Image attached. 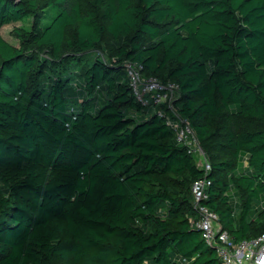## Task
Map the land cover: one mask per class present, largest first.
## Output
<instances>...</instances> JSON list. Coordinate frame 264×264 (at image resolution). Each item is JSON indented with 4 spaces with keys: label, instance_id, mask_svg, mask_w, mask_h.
Wrapping results in <instances>:
<instances>
[{
    "label": "trees",
    "instance_id": "obj_1",
    "mask_svg": "<svg viewBox=\"0 0 264 264\" xmlns=\"http://www.w3.org/2000/svg\"><path fill=\"white\" fill-rule=\"evenodd\" d=\"M18 22L19 45L0 31V264H224L191 222L204 167L127 61L180 85L221 228L264 233V0H0V30Z\"/></svg>",
    "mask_w": 264,
    "mask_h": 264
},
{
    "label": "built area",
    "instance_id": "obj_2",
    "mask_svg": "<svg viewBox=\"0 0 264 264\" xmlns=\"http://www.w3.org/2000/svg\"><path fill=\"white\" fill-rule=\"evenodd\" d=\"M125 67L136 99L145 107H155L159 116L165 117V123L174 130L177 140L188 145L190 152L201 160L200 166L204 167V175L193 183L197 216L191 218V222L201 229L207 244L216 249L224 264H264V233L252 240L234 242L229 232L221 228L218 214L203 203L211 184L208 177L211 165L190 125L175 110L180 85L144 76L141 64L134 61H127ZM162 106L169 107L173 115L167 114Z\"/></svg>",
    "mask_w": 264,
    "mask_h": 264
},
{
    "label": "rangeland",
    "instance_id": "obj_3",
    "mask_svg": "<svg viewBox=\"0 0 264 264\" xmlns=\"http://www.w3.org/2000/svg\"><path fill=\"white\" fill-rule=\"evenodd\" d=\"M21 22H18V23H12V24H7L5 26H3L1 28V34L8 40L10 41L11 43L13 44H16V45H19V40L18 38H16V36H14L12 34V29L14 28L15 25H20ZM86 54V57L88 58L89 61L93 60L96 56H101L103 58H107L108 57V52L107 51H104L102 49H87L85 52ZM155 112V107H150L149 110H148V113L149 114H152ZM196 160H197V163L200 165L202 164L201 163V160L196 157ZM0 186H2V183L0 182ZM231 200H232V204L235 208L238 207V197L235 195L234 191L232 190L231 191ZM264 203V199H262L259 204L257 205V207H259L260 205H263Z\"/></svg>",
    "mask_w": 264,
    "mask_h": 264
}]
</instances>
